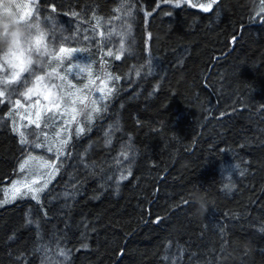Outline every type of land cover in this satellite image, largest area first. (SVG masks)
I'll list each match as a JSON object with an SVG mask.
<instances>
[{"label": "trees", "instance_id": "obj_1", "mask_svg": "<svg viewBox=\"0 0 264 264\" xmlns=\"http://www.w3.org/2000/svg\"><path fill=\"white\" fill-rule=\"evenodd\" d=\"M28 1L49 49L76 47L87 62L81 73L65 58L62 83L89 84L82 95L101 111L82 134L73 130L58 178L39 203L0 211V264H221L225 248L239 254L226 264H264V17L250 15L248 0H218L211 12L191 6L211 0L180 7L175 0ZM23 78L34 80L28 72ZM14 85L21 87L9 90ZM76 89L69 85V96ZM10 111L5 98L0 191L35 144L50 143L59 121L45 115L40 128L25 122L31 130L18 129L22 115ZM194 187L214 198L205 216L189 199ZM238 242H250L252 254ZM61 248L71 250L69 260Z\"/></svg>", "mask_w": 264, "mask_h": 264}, {"label": "rangeland", "instance_id": "obj_2", "mask_svg": "<svg viewBox=\"0 0 264 264\" xmlns=\"http://www.w3.org/2000/svg\"><path fill=\"white\" fill-rule=\"evenodd\" d=\"M34 1V0H32ZM30 1V2H32ZM5 3H8L11 5V7L8 9L9 11H20L18 12V16L24 15L27 13L28 15L25 16V22L27 24L30 23H38L35 20H32L31 18V12L32 7L28 6L29 1L28 0H4ZM28 2V3H27ZM30 17V18H29ZM32 32L33 35H37V29L32 28L29 30ZM46 40V36L44 35V41ZM46 42V41H45ZM29 56H31V59L33 61L32 68L35 70H40L44 68V65L48 64L47 56H41L37 54L36 52L28 53L25 52L24 56L21 57V59H27ZM80 55L78 52L71 54V59L75 63V65H80L83 67H87V62L85 59H80ZM57 62L56 60H53ZM52 65V64H50ZM48 65V66H50ZM74 65V67H75ZM76 68V67H75ZM51 83H56L58 85H61L62 87L52 89L50 86L48 88V91L52 93L49 100H45L42 95H37L35 92L32 94L31 100H25L21 96V104L23 107L17 108L16 112L21 114V118L17 121H14L15 128L18 127V129H21L25 127V122L27 124H30L32 120L36 119V114H40L41 117L48 116L50 117L51 122H54L52 118L55 117V115H59V121L55 122V129L56 133L50 140V143L46 145L45 147H36L37 144H35V148L37 151L35 153L29 154L21 163H24L25 160L28 161V163L25 165V168L23 172L20 170V165L18 168V175L16 178H14L9 184L2 187L0 191V211L19 202L24 200H33L31 198L25 197L23 199L20 198L18 195L15 200H12L11 197L13 195V192L10 191L13 184H17L18 187L21 188V194L25 191H27V188L25 187L26 184L31 185L33 188H40L43 186L45 182L48 183V187L44 189L42 193H40V200L42 199L43 194L52 186V184L55 182V180L58 178V175L60 173V167L62 159L65 155V147L66 145L63 143L65 139H67L69 136L73 134V130H77L78 127L83 126L84 128L87 126V124H90L93 120L94 112L92 111V101L86 96L82 95V91H78L82 88V86H78L76 84V92L73 97L72 94L69 96L68 90H69V84L68 82L62 83L60 79L57 78V80L53 79ZM50 84L49 80L46 79L42 82L43 85ZM31 86V85H30ZM20 89L18 85L11 86V89ZM71 93V92H70ZM87 93V92H86ZM100 92H98V95ZM87 97L83 100V103H81V99L83 97ZM60 98V105L57 108L54 105L50 104L51 100ZM103 96L100 94L98 96L99 100H102ZM39 99L40 104L35 105V101ZM75 100V104L72 103V101ZM35 105V106H33ZM52 107V111H48V107ZM101 106V105H97ZM75 108V113H72L71 109ZM75 115L76 119L72 121L70 119L71 115ZM84 115V116H83ZM85 119V124L81 122L80 117ZM89 117H91V120H89ZM26 130H31V125H26ZM70 141V140H69ZM51 148L52 151H48V149ZM59 157V159H56V157ZM30 157H34V159H30ZM55 163L56 167L59 169L58 172H54L53 169L46 166V164ZM54 172V175L52 178H49V173ZM36 180L38 183L32 184V181ZM19 182V183H18ZM7 200L9 202L5 203L4 201ZM36 201V200H33Z\"/></svg>", "mask_w": 264, "mask_h": 264}, {"label": "snow or ice", "instance_id": "obj_3", "mask_svg": "<svg viewBox=\"0 0 264 264\" xmlns=\"http://www.w3.org/2000/svg\"><path fill=\"white\" fill-rule=\"evenodd\" d=\"M166 3L172 2V0H165ZM190 0H175V6L176 7H180L182 3H189ZM218 3V0H211V2L207 3V4H192V7H197L199 6L204 12H211L213 10V6L215 4ZM52 12H56V8L55 6L52 7L51 9ZM152 13L149 12H145V16H150ZM28 14L25 13L24 15H21L19 17V19L21 21H25V16H27ZM128 16H132V11H128L127 13ZM30 18V17H29ZM95 18V17H94ZM49 19H51V17H49ZM97 27H99V20H97ZM27 27L29 28V30H31L32 28L37 29V35H33L32 32L30 31V33L33 36V41L30 44V46L26 49V50H21L19 52H17L16 54H14L13 58L11 59H7V60H0V70H3L6 75L3 78H0V85H3V87H0V104L5 102V98H7V101L12 105V111H10L8 113L9 117H11L13 115V112H15V110L17 108H21L23 107V105L21 104V100L20 99H13V96H22L25 100H31L32 99V94L35 92L37 95H42L43 98L45 100H49L52 93L50 91H48L49 86L52 89H56V88H60L62 87L61 85H58L56 83H51V81L55 78H58L60 80H65L66 79V74H61L59 69L62 68L64 66V59H71V54L72 53H76L78 51V49L76 47H64V46H60L58 48V50L56 49H49V46L46 42H44V35L45 33L43 32V30L40 29V26L38 23H30L27 24ZM128 27V31L131 32L132 30V25L129 23L127 25ZM99 35L101 37H103L105 34L104 32H100ZM109 35H111V33H109ZM151 38V34L149 33V39ZM85 40L88 39L87 36L84 37ZM125 50L124 47V42L123 40L120 43L119 46V52L117 54H113L112 51H107L106 55L107 56H113L114 55V59L115 60H120L122 58V54L123 51ZM79 51H84V49H80ZM28 52V53H32V52H36L37 54L41 55V56H49L51 59L48 61L47 65H44L45 69H47L48 65L51 64L52 60H56L58 63L51 67L50 71H45L43 74L39 73L37 70L33 69L32 66V59L31 56H29L26 60L25 59H21V57L24 56V53ZM75 67L79 68V71L81 73L85 72V67L80 66V65H75ZM72 71V66H69L66 69V72H71ZM28 72L32 77H34V80L29 81L27 78H23V73ZM107 79L108 80H116L118 81L120 79L119 75H115L113 76L111 73H107ZM137 76H139V72H137ZM46 78L49 80L50 84H46L43 85L42 87V82L46 80ZM13 83H19L21 85L20 89H11L9 90L8 86L13 84ZM69 84H71V81H68ZM90 83H94V81H90ZM31 85V86H29ZM73 88H75V85H71ZM89 88V84H83L82 88L79 89L78 91H83L84 89H88ZM114 88H109L108 89V93H111L112 91H114ZM97 91L100 92L101 94L105 93V87L103 86V82H102V86L97 88ZM87 97H83L81 99V103H83V100L86 99ZM73 104H75V100L72 101ZM40 104V100L37 99L35 101V105H39ZM51 105L56 106L57 108L60 105V98L58 97L57 99L51 100L50 101ZM33 105V106H35ZM106 108V105H105ZM48 111L51 112L52 111V107L49 106L48 107ZM72 113H75L76 109L72 108L71 109ZM92 111L93 112H100L101 109L99 106H97L96 101L93 100L92 101ZM70 119L72 121H74L76 119V116L73 114L71 115ZM40 120V114L37 113L36 114V119L32 120L31 123H34L36 128H40L41 125L39 123ZM89 120H91V117H89ZM85 131V128L83 126H80L77 128L76 130V134L79 136L80 134H82ZM71 139V137L69 136L67 139H65L63 141V143L66 145L68 143V141ZM22 144H27L28 141L26 139H21L20 141ZM111 142V141H109ZM36 147H41L40 144H37ZM48 151H52L51 148L48 149ZM120 155L124 156L125 159H127V155L124 152H121ZM30 159H34V157H30ZM56 159H59V157L57 156ZM28 163L27 160L24 161V163H22L20 165V170L21 172H23L25 165ZM47 167L51 168L54 170V172H58L59 169L56 167L55 163H51V164H46ZM237 168H239V165L236 166ZM127 171V176H125L123 174V172L120 175V180H125L127 179L129 176H131V170L126 169ZM54 172L49 173V178H52V176L54 175ZM240 175H244V172L241 171ZM19 183V182H18ZM38 183V181L33 180L32 184H36ZM25 187L27 188V191L23 192L21 194V188L17 186V184H13L12 188L10 189V191L13 192V195L11 197L12 200H15L17 198V196L19 195L21 199L28 197L31 198L33 200H36L38 203L40 201V193H42L44 191V189H46L48 187V183L45 182L43 184L42 187L40 188H33L31 185L26 184ZM225 188H228V185H225ZM5 203L9 202L7 200L4 201ZM159 220H156V223H159ZM27 223L29 224H33L35 223V226L37 228H39V221H32L31 219L27 220ZM84 247H87V245H84ZM70 252L71 250L69 249L68 251H65L63 248L59 249V254L61 256L64 257L65 261L70 259ZM164 259H167V257L165 256Z\"/></svg>", "mask_w": 264, "mask_h": 264}, {"label": "clouds", "instance_id": "obj_4", "mask_svg": "<svg viewBox=\"0 0 264 264\" xmlns=\"http://www.w3.org/2000/svg\"><path fill=\"white\" fill-rule=\"evenodd\" d=\"M249 12L253 17H264V0H248ZM10 4L0 0V59L7 60L13 58L14 54L21 50H26L33 41V36L25 21H21L17 13L9 11ZM237 165H234L236 170ZM235 185H232L234 190ZM189 199L196 205V213L200 216L208 214L214 206V198L199 187H194L189 193ZM236 247L245 255L252 254L250 242H238ZM238 252L231 248H225V255L221 264H226L231 260L238 259Z\"/></svg>", "mask_w": 264, "mask_h": 264}]
</instances>
